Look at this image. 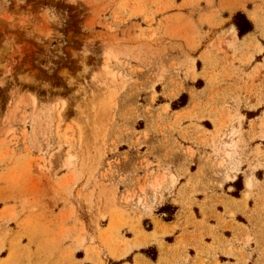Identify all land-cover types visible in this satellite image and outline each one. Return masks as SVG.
Returning a JSON list of instances; mask_svg holds the SVG:
<instances>
[{
  "label": "rangeland",
  "instance_id": "1",
  "mask_svg": "<svg viewBox=\"0 0 264 264\" xmlns=\"http://www.w3.org/2000/svg\"><path fill=\"white\" fill-rule=\"evenodd\" d=\"M242 160L264 167V0H0V264L156 260L179 178Z\"/></svg>",
  "mask_w": 264,
  "mask_h": 264
},
{
  "label": "crops",
  "instance_id": "2",
  "mask_svg": "<svg viewBox=\"0 0 264 264\" xmlns=\"http://www.w3.org/2000/svg\"><path fill=\"white\" fill-rule=\"evenodd\" d=\"M251 32L247 35H250ZM246 35V36H247ZM246 36L239 39H244ZM259 55V54H258ZM199 167L202 166L201 162ZM251 161L242 160L237 171L231 167L218 174L202 179L203 183L194 191L188 182L200 178L196 172L179 178L173 189L172 202L178 207L172 221L160 217L153 219L154 229L144 231V236L155 240L141 246H154L157 258L152 260L145 254H137L132 249L122 258L115 259L119 264H264V174L258 178L264 167L254 166ZM199 171V170H198ZM230 177V180L226 178ZM239 176L244 178V190L240 197L232 196V184ZM252 178L254 189L251 197L246 182ZM193 179V180H192ZM196 180V179H195ZM218 184L212 186L209 184ZM169 193L165 194V199ZM152 237V238H153ZM173 238L172 242L166 239ZM157 239V240H156ZM131 257V260L128 258ZM125 258V260H124Z\"/></svg>",
  "mask_w": 264,
  "mask_h": 264
},
{
  "label": "trees",
  "instance_id": "3",
  "mask_svg": "<svg viewBox=\"0 0 264 264\" xmlns=\"http://www.w3.org/2000/svg\"><path fill=\"white\" fill-rule=\"evenodd\" d=\"M234 24L236 25V27L238 29V34H239L240 38L244 37L245 35H247L248 33L252 32L254 30L253 24L241 12H239L235 15ZM187 100H188V97L186 95H183L180 98L179 107L186 106ZM241 181H242V178L240 177L235 184L238 191H241L243 189L242 187H239V184L241 183ZM154 259H155V257H154Z\"/></svg>",
  "mask_w": 264,
  "mask_h": 264
},
{
  "label": "bare ground",
  "instance_id": "4",
  "mask_svg": "<svg viewBox=\"0 0 264 264\" xmlns=\"http://www.w3.org/2000/svg\"><path fill=\"white\" fill-rule=\"evenodd\" d=\"M106 71H107V70H106ZM248 187H251V186H250V183H248Z\"/></svg>",
  "mask_w": 264,
  "mask_h": 264
}]
</instances>
